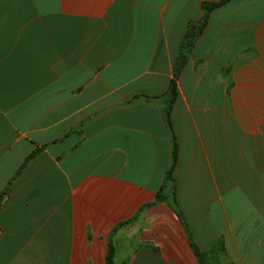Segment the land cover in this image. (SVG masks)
I'll return each instance as SVG.
<instances>
[{
    "label": "crops",
    "instance_id": "1",
    "mask_svg": "<svg viewBox=\"0 0 264 264\" xmlns=\"http://www.w3.org/2000/svg\"><path fill=\"white\" fill-rule=\"evenodd\" d=\"M202 1L0 0V264H104L168 164L164 95ZM170 121L192 239L264 264V0L209 11ZM111 240L112 264H199L164 200Z\"/></svg>",
    "mask_w": 264,
    "mask_h": 264
},
{
    "label": "trees",
    "instance_id": "2",
    "mask_svg": "<svg viewBox=\"0 0 264 264\" xmlns=\"http://www.w3.org/2000/svg\"><path fill=\"white\" fill-rule=\"evenodd\" d=\"M226 0H216V1H202L201 2V15L200 17L194 21L190 22L187 26L185 35L183 37L182 42L180 43V51L176 59V63L174 65L172 77L169 79V83L167 86V90L165 93V98L163 101L162 106V116L164 123L168 129L169 132V138H170V146H169V161L167 166L165 167L162 178L160 181V184L158 188L156 189L154 193V197L152 200L142 203L136 211L129 217L120 220L116 222L108 231L106 236V248L104 253V264H112L113 262V254H114V246L111 240V235L120 224L131 221L136 214L145 206H148L156 201L164 200L167 202V204L172 208V210L176 213L178 219L180 220L184 231L186 233L188 242L198 260L199 264H223L220 261L219 255L221 252H223V245H222V238L221 236L217 237L215 241L212 243V245L205 249L201 250L198 248L196 243L191 237V233L188 227V224L186 220L184 219L178 203L176 201L175 197V178L172 174V170L176 161L177 157V142L174 136V133L172 131L171 121H170V109L173 102V99L175 97V88H176V78L178 76L180 67L182 66L184 59L186 57V54L191 47L194 38L202 28V26L205 24L209 11L220 5ZM143 98L146 100H152L155 99L156 96H147V95H134V98ZM36 149L30 151L24 159L21 161V163L18 165L16 171L26 162V160L35 152ZM225 264H233L232 262L228 261Z\"/></svg>",
    "mask_w": 264,
    "mask_h": 264
}]
</instances>
